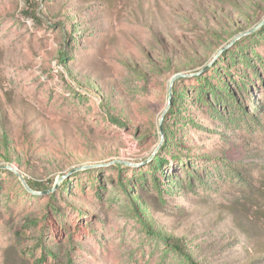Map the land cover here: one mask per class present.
<instances>
[{
	"label": "rangeland",
	"instance_id": "1",
	"mask_svg": "<svg viewBox=\"0 0 264 264\" xmlns=\"http://www.w3.org/2000/svg\"><path fill=\"white\" fill-rule=\"evenodd\" d=\"M0 264H264V0H0Z\"/></svg>",
	"mask_w": 264,
	"mask_h": 264
},
{
	"label": "water",
	"instance_id": "2",
	"mask_svg": "<svg viewBox=\"0 0 264 264\" xmlns=\"http://www.w3.org/2000/svg\"><path fill=\"white\" fill-rule=\"evenodd\" d=\"M186 76V74L184 73H179V74H176L172 77L171 81H170V85H169V103H168V106L166 107V109L164 110L163 114H162V117L160 119V122H159V125H160V130H161V135H162V141L164 140V131H163V121H164V117L165 115L167 114V112L170 110V108L172 107V97H173V85H174V82L180 78V77H184ZM160 146V145H159ZM159 148V147H158ZM156 152V151H155ZM155 154V153H154ZM113 162H116V163H121V164H126V165H130V166H135V164L133 163H130V162H125L123 160H114ZM9 169H11L12 171L15 172V174L17 175V177L20 179L21 183L23 184V186L25 187V189L27 191H29L30 193H33V194H46V193H49V192H52L54 191L56 188L59 187L60 183H61V180L64 179V177H61L60 180L57 182V184L55 185L54 188H52L50 191H43V192H39V191H36L35 189H32L28 183V181L26 180V178L19 172V170L15 167H12V166H7Z\"/></svg>",
	"mask_w": 264,
	"mask_h": 264
},
{
	"label": "trees",
	"instance_id": "3",
	"mask_svg": "<svg viewBox=\"0 0 264 264\" xmlns=\"http://www.w3.org/2000/svg\"><path fill=\"white\" fill-rule=\"evenodd\" d=\"M156 234H158L159 236H161L160 233H156ZM165 241H166V242H169L170 240H169L167 237H165Z\"/></svg>",
	"mask_w": 264,
	"mask_h": 264
}]
</instances>
